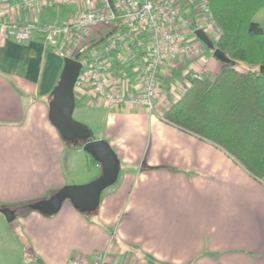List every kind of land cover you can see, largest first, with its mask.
Segmentation results:
<instances>
[{
  "label": "crops",
  "instance_id": "1",
  "mask_svg": "<svg viewBox=\"0 0 264 264\" xmlns=\"http://www.w3.org/2000/svg\"><path fill=\"white\" fill-rule=\"evenodd\" d=\"M19 1L9 3L20 21L30 16L62 24L76 14L74 5L62 4L29 13L18 9ZM190 38L200 53L165 62L154 111L114 106L93 89L76 87V106L102 114L93 139L114 149L119 177L95 211L67 199L55 214L16 216L14 227L36 249L35 264H69L75 256L97 264L103 254V264H264V181L221 147L163 117L192 84L190 71L215 76L222 68L195 33ZM106 46L95 45L93 54ZM65 57L38 37L17 43L0 23V205L49 199L70 185L61 162L68 142L49 120ZM114 64L124 90L136 93L131 67ZM88 154L87 168L101 175V164Z\"/></svg>",
  "mask_w": 264,
  "mask_h": 264
},
{
  "label": "built area",
  "instance_id": "2",
  "mask_svg": "<svg viewBox=\"0 0 264 264\" xmlns=\"http://www.w3.org/2000/svg\"><path fill=\"white\" fill-rule=\"evenodd\" d=\"M52 4L74 5L76 14L62 24L30 16L20 21L12 17L9 0H0V23L17 43L38 37L63 56H79L82 70L77 84L93 89L114 106L131 103L154 111L165 62L200 53L191 41L190 25L195 21L203 29L212 27L216 39L219 33L208 0H20L18 9L30 13ZM104 41L107 46L101 54L87 55ZM115 61L129 65L135 73L136 93L122 87L125 77L116 74ZM189 75L193 81L202 72L194 70ZM105 258L101 255L96 263L103 264ZM69 264L86 263L75 256Z\"/></svg>",
  "mask_w": 264,
  "mask_h": 264
},
{
  "label": "trees",
  "instance_id": "3",
  "mask_svg": "<svg viewBox=\"0 0 264 264\" xmlns=\"http://www.w3.org/2000/svg\"><path fill=\"white\" fill-rule=\"evenodd\" d=\"M208 2L212 22L219 29L216 46L232 62L221 63L215 76L203 72L163 117L221 147L264 181V19H255L264 0ZM32 203L0 205V210L9 208L16 216L25 215L33 211Z\"/></svg>",
  "mask_w": 264,
  "mask_h": 264
},
{
  "label": "water",
  "instance_id": "4",
  "mask_svg": "<svg viewBox=\"0 0 264 264\" xmlns=\"http://www.w3.org/2000/svg\"><path fill=\"white\" fill-rule=\"evenodd\" d=\"M195 34L213 51L214 56L221 63L229 64L232 62L225 52L216 46L203 28H197ZM78 58L79 56H66L64 58V66L59 81L53 88L49 102V120L66 142L82 143L83 149L101 164L102 173L90 183L66 185L51 198L31 204L33 210L46 215L57 213L67 199L81 211H95L100 203L102 193L114 185L119 177L120 162L111 145L103 139H93L89 127L74 118L76 85L82 70V62ZM3 211L9 216V221L16 217L13 209L8 208Z\"/></svg>",
  "mask_w": 264,
  "mask_h": 264
},
{
  "label": "rangeland",
  "instance_id": "5",
  "mask_svg": "<svg viewBox=\"0 0 264 264\" xmlns=\"http://www.w3.org/2000/svg\"><path fill=\"white\" fill-rule=\"evenodd\" d=\"M255 19L259 22L263 21L264 8L259 11ZM200 25L202 24L194 21L189 27L190 34L194 35ZM204 29L207 30V34L215 43V30L212 27ZM200 43H202L201 40ZM205 47L208 51H212L206 45ZM95 49V47L89 49L87 55L93 54ZM78 86L77 84L76 87ZM101 116L102 114L98 115L96 109H83L80 106H76L74 111V118L89 127L92 131V138L97 135L98 130L102 127ZM82 145L80 142L63 144L62 170L70 185L87 184L100 176L101 171L99 169L87 168ZM93 213L91 215H95ZM8 217L7 213L0 210V264H35V258L38 256L35 247L19 234L18 229L14 227Z\"/></svg>",
  "mask_w": 264,
  "mask_h": 264
}]
</instances>
